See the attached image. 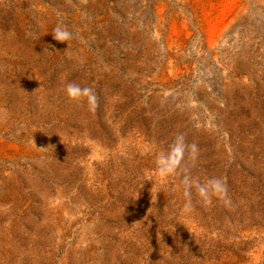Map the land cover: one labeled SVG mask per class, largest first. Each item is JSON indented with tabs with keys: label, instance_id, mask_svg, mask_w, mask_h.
Segmentation results:
<instances>
[{
	"label": "rangeland",
	"instance_id": "obj_1",
	"mask_svg": "<svg viewBox=\"0 0 264 264\" xmlns=\"http://www.w3.org/2000/svg\"><path fill=\"white\" fill-rule=\"evenodd\" d=\"M180 3L0 0V264H264V22L249 11L215 50ZM160 5L186 23L170 47ZM177 133L230 208L193 191L184 214L179 178L149 179Z\"/></svg>",
	"mask_w": 264,
	"mask_h": 264
},
{
	"label": "clouds",
	"instance_id": "obj_2",
	"mask_svg": "<svg viewBox=\"0 0 264 264\" xmlns=\"http://www.w3.org/2000/svg\"><path fill=\"white\" fill-rule=\"evenodd\" d=\"M86 2L87 0H81V3ZM51 34L55 41L64 44L74 38L73 33L63 23H58ZM62 91L70 103H74L86 112H96L99 106V99L93 87L68 82ZM198 156L199 148L195 143L189 144L182 133L174 134L166 147L156 151L155 167L149 179L155 177L156 181L161 186H164L170 178H179L178 187L182 189L184 198L182 212L184 214H189L193 211V191L197 202L203 206H210L213 198H215L225 207L230 208L232 201L228 194L225 178L210 177L201 182L200 179L192 176L191 169L195 166Z\"/></svg>",
	"mask_w": 264,
	"mask_h": 264
},
{
	"label": "bare ground",
	"instance_id": "obj_3",
	"mask_svg": "<svg viewBox=\"0 0 264 264\" xmlns=\"http://www.w3.org/2000/svg\"><path fill=\"white\" fill-rule=\"evenodd\" d=\"M181 3L182 7L190 12L191 19L189 21L195 27V30L205 38L210 48H214L215 50L218 49L219 45H225L223 43L226 32L229 33V31H233L234 28L238 27L243 17L249 11L255 10L257 17L259 16V20L264 22V0H181ZM163 5L157 7L154 16L159 31L162 30V24L165 23V32L167 33V36L165 35L166 44L170 47L176 41L180 32H182L181 28L186 31V23L181 21L180 25H178L179 19L172 17L166 24L165 18L163 19L166 8L164 9ZM251 14L253 15V12ZM231 15V20L226 22V18ZM234 34L237 36L236 33Z\"/></svg>",
	"mask_w": 264,
	"mask_h": 264
}]
</instances>
